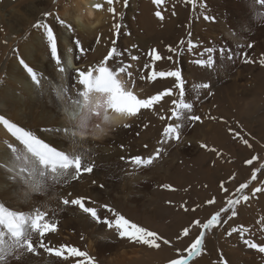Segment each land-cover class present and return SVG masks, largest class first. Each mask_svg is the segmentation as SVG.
I'll return each mask as SVG.
<instances>
[{
    "label": "rangeland",
    "instance_id": "rangeland-1",
    "mask_svg": "<svg viewBox=\"0 0 264 264\" xmlns=\"http://www.w3.org/2000/svg\"><path fill=\"white\" fill-rule=\"evenodd\" d=\"M71 1L74 5L75 0ZM183 1L181 15L185 32L176 42L172 40L167 43L166 38L173 32L172 28L166 24V21H169L167 18L163 21L156 18L152 27L149 28V35L140 31L136 26L132 28L133 31L128 29L130 30L128 31L129 38L131 36L130 41L132 42L135 38V43L129 45L133 48L131 52L134 51L133 55L139 57V61H133L137 66H133L132 71L137 76L142 74L137 70L141 69L144 64L151 63L147 53L154 48V42L157 43L161 50H156L165 59L156 62V70L169 71L177 66L182 68V74L186 80V99L193 103V113L200 115L203 122H195L191 126L186 125L182 130V141L178 145L172 141L162 146L159 141L163 139V129L168 123H176L175 120L159 118L161 115H171V100L175 96L166 97L161 105L156 106L155 111L142 113L141 122L131 134L130 145L134 149L135 156L140 155L147 158L153 155L157 148H165L160 158L153 162L154 178L142 182L139 186V196L136 199L127 201L124 197L117 200L104 194L97 196L99 192L118 188L119 181L115 180V177L121 169L126 172L123 163L109 168L107 172L109 179L94 185L97 192L91 196L88 195L86 198L80 196L79 185L70 182L62 186L59 195L60 200L62 198H84L85 206L97 208L101 219H114L111 213L101 207V205H107L131 222L169 239L172 244L171 246L162 244L159 249H153L146 245L129 242L126 238H121L114 228L109 229L105 224L96 223L95 228L92 227L91 217L88 215L83 217L80 210L72 206L70 209L72 223L70 224L74 225V228L65 230L66 236L63 238L49 234L46 241H50L54 246L77 247L87 252L93 258L94 264H114L112 258L118 251L130 249L138 251L140 255L127 264H169L170 260L177 258V250L183 252L199 235L200 228L194 225L195 220L198 219L204 223L217 211L225 208L226 199L241 183H249V188L245 190L249 195L255 187L264 184V167H262L264 165V66L260 64V60L264 59V5H261L259 0H196V7L193 8L191 4ZM213 1L218 5L217 9L220 8L217 11L220 15H216L214 20L203 23L204 30L200 29L199 33L204 35V39L197 49L185 55L187 56L185 60L182 56L184 50L187 51L186 42L195 26L196 12L201 8L203 9L201 15L208 16ZM63 2L64 0H53L52 3L51 0H0V15H10V18L7 16L0 20V116L32 131L38 137H43L42 134L45 132L41 130L45 129L49 121L56 120L53 108H43L42 100L38 96L41 85L48 86L51 82L54 83L55 79L53 77L41 79L40 86H37L29 78L30 76L20 61L23 60L33 68L37 60L42 58L49 63L52 69L58 71L50 59L44 30L37 29L34 25L44 22L53 28L57 37L58 50L63 59L62 51L66 49L63 31L66 27L59 24L56 17L58 16L66 25H71L67 22V18L61 15ZM166 4L160 9L156 8V11L160 10L163 14ZM171 7L179 11L177 5H171ZM124 8H126L124 17L127 15L129 17L131 14L127 10L128 3ZM45 13H50V15L45 16ZM176 15L177 13L174 16ZM86 16L85 14L84 19ZM110 17H113V14L109 11L101 16V21H103L98 26L101 24L102 30L98 39L106 33L105 26L111 22ZM220 18L224 20V23H218ZM94 20L93 16L91 22L89 21L90 24ZM84 21L88 22L86 19ZM216 21L220 26L215 25ZM230 22H234L233 28L230 27ZM224 26H228L226 32L223 30ZM214 33L219 35L216 36ZM230 36L235 39L226 40ZM124 38L127 39L126 36ZM181 40L185 41L183 46L179 44ZM161 43H166V45L163 46ZM248 45L252 46L248 47ZM169 46L177 49V52L182 51V54L170 53ZM206 47L217 49L224 47L231 49L237 55L233 61L218 57V66L215 70L202 69L191 61L200 58L198 53ZM95 50L96 48L93 51ZM129 50L131 49H126L127 52ZM241 53H246L248 59L254 62L244 63ZM169 55L173 56L175 64L167 60ZM181 60L184 64L180 63ZM125 61L132 62L129 58ZM84 62L99 64L102 59L93 58L92 53H85ZM201 82L210 83L211 89L202 91L194 89L193 85ZM136 87L142 91L143 98H147L162 90L172 88L173 80L169 78L148 82L137 79ZM197 95L199 99L196 98ZM47 98L57 102L61 108L66 107L65 101L63 99L57 101L55 95H49ZM20 111L26 113L27 118L24 122L18 119ZM2 134L18 143L0 124V135ZM237 134L247 139L252 147L249 148L243 140L238 139ZM201 144L207 147L202 148ZM209 149H215V151H209ZM253 157H257L253 160V164H247L246 161ZM257 169H259L257 180L251 181V172ZM222 182L228 189L227 193L220 188ZM121 183H123L121 187L125 188L124 192L129 190L130 182ZM164 185H170L171 189L165 188ZM69 193L71 195H68ZM13 196L24 207H30V209L36 205L43 207V194L37 202L30 200L25 193H16ZM213 198H215V203L208 204L207 201ZM3 203L7 204L4 199ZM181 205H184L188 211H185ZM47 211L49 215L52 214V210ZM236 211L237 216L229 220L227 224L205 233V252L196 257L191 264H223V262L226 264H264V254L248 249L238 233H234L231 237L226 234L232 227L244 226L250 229V238L257 243L264 244V231H262L264 229V193L251 197L248 202L241 201ZM229 214L222 213V217ZM141 215L145 216L142 218ZM86 218L91 221L89 228L84 225ZM63 219V216H59L58 224ZM185 227H190L188 237L180 235ZM92 232H95L101 241L104 237H111L114 245L101 252L91 242L87 245L85 241L89 239V234ZM178 236H180L179 239H177ZM71 238L75 242H71ZM246 238L249 237L246 236ZM80 259L83 258L69 257L68 260L60 262L54 258L56 264H77ZM26 264H50V258L46 255L29 256Z\"/></svg>",
    "mask_w": 264,
    "mask_h": 264
},
{
    "label": "snow or ice",
    "instance_id": "snow-or-ice-1",
    "mask_svg": "<svg viewBox=\"0 0 264 264\" xmlns=\"http://www.w3.org/2000/svg\"><path fill=\"white\" fill-rule=\"evenodd\" d=\"M105 2L109 5L107 11L113 14L115 20L116 9L113 5L116 0H105ZM185 2L191 4L193 8L196 7V0H185ZM152 3L157 9H160L166 4V0H152ZM259 3L264 5V0H259ZM124 6L127 7V0H124ZM94 7L102 9L103 5L96 4ZM44 15L48 16L50 13H45ZM173 15H175L174 12ZM155 16L160 21L165 19L160 10L155 11ZM56 19L59 24L65 26L69 31H73L71 25H66L58 16ZM203 19L214 20V17L206 15ZM34 27L44 30L50 59L54 62L59 73H65L66 68L63 64L62 54L58 50L57 37L53 28L44 22H39ZM112 27L115 35L118 37L122 24L114 23ZM98 42L99 39L97 40ZM116 43L117 41L114 39L112 41L113 46L98 65L89 67L86 70L77 68L72 73L73 81L71 87L79 86L75 99L72 98L68 88L61 86L54 91L57 101L63 97L70 105L79 110L78 112H73L72 118L76 119L79 117V126L83 128L92 116L102 118L105 123L110 122V113L125 119L137 118L143 111H155L156 106L161 105L166 97L171 98L175 96L171 100V115H161L159 118L161 120H175L176 123H168L166 125L162 132L163 139L159 143L163 146L174 141L178 145L182 141V130L186 125L191 126L195 122H203L200 115L193 113V103L188 102L186 99V80L182 74V68L177 66L174 70L169 71L156 70V62L165 59V57L158 50L152 49L147 53L151 63H146L141 69L137 70L138 73L142 74L138 76L134 75L132 71L133 65L120 60L122 53L116 47ZM179 44L183 46L185 41L181 40ZM251 46L248 45V47ZM73 47L79 50L77 58L85 51L78 39L74 41ZM198 47V44L189 40L186 50L193 52ZM168 51L170 53L175 52L177 55L182 54V51L177 52V49L171 46L168 47ZM198 55L200 58L193 59L191 63L202 69L215 70L218 66V57H225L226 60L233 61L237 54L231 49L224 47L218 49L206 47ZM240 55L244 57V63L254 62L248 59L246 53H241ZM130 60L137 61L139 57L130 55ZM167 60L174 64L176 63L172 55H169ZM20 63L27 71L32 82L40 86L41 78L38 73L23 60ZM260 64L264 66V59L260 60ZM169 78L173 80L172 88H167L147 98H141L135 94L137 79L140 81L156 82L158 79ZM193 87L198 91H202L210 90L212 85L208 82H201L194 84ZM196 98L199 99V95ZM209 118L213 119L212 117ZM0 124L7 129L19 145V147L11 144L8 145L11 159L6 166H0L8 173L10 182L19 185L16 189L17 192L23 191L27 195L30 189L33 194H41L49 187L63 186L69 181L80 179L86 173L91 174L95 168L93 162L94 156L87 150L81 149L77 152H69L64 149L58 150L57 147L52 146L32 131L10 122L3 116H0ZM124 127L129 128L131 125L125 124ZM41 131L61 137L66 134V129L61 128H45ZM72 135L75 136L76 133L73 132ZM237 138L243 140V143L249 148L252 147L249 141L243 139L239 134H237ZM121 147L123 148V145ZM201 147L207 146L201 144ZM164 151L165 148L160 147L155 150L153 155L147 158L137 155L130 159H126L125 157H121L120 159L129 167L139 169L151 166L155 160L160 158ZM209 151H215V149H209ZM255 159L257 157L248 159L246 163L251 165ZM258 171L259 169L251 172V181L257 180ZM164 187L171 189L170 185H164ZM220 188L223 192H228L223 182L220 184ZM248 188V182L241 183L235 192L231 193L230 197L226 199L227 206L225 208L217 211L204 223H201L198 219L195 220L194 225L200 228L199 235L183 252L177 250V258L170 260L169 264H191L196 257L201 256L205 252V233L207 231L227 224L229 220L236 217V207L241 204V201L248 202L251 197H257L258 194L264 193V184L255 187L250 195L245 192ZM68 195L71 194L69 193ZM60 203L64 206H74L90 216L94 222L105 224L109 229L114 228L121 238H126L129 242L146 245L153 249H159L162 244L168 246L172 244L169 239L164 238L155 231H150L131 222L107 205H101V207L111 213L114 219H101L97 208L85 206L84 198L71 200L62 198ZM207 203L214 204L215 198L208 200ZM181 207H184V205H181ZM184 210L188 211L186 207H184ZM192 210L195 211V209ZM222 213L230 214L222 217ZM56 215V212L49 215L48 211L38 205L30 210L16 211L10 210L3 202H0V264H24V261L29 256L40 257L41 255L55 258L60 262L68 260L69 257L83 258L78 260L77 264H94L93 258L87 252L81 251L77 247L68 245L54 246L50 241H46L49 234H54L58 231V221L53 219ZM234 233L239 234L240 239L248 249L255 250L259 254H264V244L257 243L250 238L251 232L249 228L244 226L232 227L226 234L231 237ZM189 234L190 227H185L180 235L188 237ZM246 236L249 238H246ZM179 238L180 236L177 237V239ZM223 264H226V262H223Z\"/></svg>",
    "mask_w": 264,
    "mask_h": 264
},
{
    "label": "bare ground",
    "instance_id": "bare-ground-1",
    "mask_svg": "<svg viewBox=\"0 0 264 264\" xmlns=\"http://www.w3.org/2000/svg\"><path fill=\"white\" fill-rule=\"evenodd\" d=\"M70 1L71 0H64L63 5L61 4L62 9L60 10L61 12H63L62 14H60L62 16H65L67 18V22H70V24L73 25V27L71 26L73 31H69L67 28H65L63 31V41L66 43V49H64V52L62 51V53L64 62L63 64L66 68V72L63 74L59 73L58 71H55L51 68L49 63L46 60H43L42 58L37 60V63L33 65V69L40 75V78L42 80L48 77H53L55 79V82H51V84L48 86L42 84L38 94L39 99L42 100L43 103L42 107L45 109L52 107L55 111L56 120L49 121L45 128L66 129V134L61 137L55 134L44 133L42 134L43 137L40 138L44 139L52 146L57 147L58 150L64 149L69 152H77L81 149H84L89 151L94 156L93 162L95 164V168L93 172L91 174H84L78 180L69 181L70 183L79 185L80 196L84 198H86L88 195L91 196L92 194L97 192V188L94 185H97L100 182L109 179L107 175L109 168L117 167L121 163H123L126 172H123V170L121 169L120 172H117V176L115 177V180L119 181L117 186L118 188H113L105 192H99L97 193V196L104 194L113 199L119 200L120 197H124L127 201H132L139 196V186L142 185V182L150 181L154 178L153 164L148 167H141L139 169H135L134 167H129L125 164L123 160L120 159L121 157H125L126 159L135 157L134 149L132 145H130L131 134L133 131L136 130L139 122H141L140 119L142 114L137 118L125 119L116 114L110 113L109 115L111 119L109 123H105L102 118L92 116L87 121L86 126L81 128L79 126V117H77L76 119L72 118L73 112H78V109H75L74 106L70 105L69 102L63 97H61L60 99H63L66 103V107L64 108H61L59 104H57V102L55 103L47 97L49 95H54V91L58 87L62 86L68 88L72 95V98L75 99L76 91L79 86L77 85L76 87H71L73 81L72 73L75 72L77 68L84 70L85 68H88L90 66L98 65L96 63L86 64L84 62V54L92 53L93 58H100L103 61V59L113 46L112 41L114 39L117 41L116 47L122 53L120 60L124 63H127L125 59H130V55H133L134 52H131L133 48H131L129 45L135 43V38L132 42L130 41L131 36L129 38L128 31L130 30L128 29H132L134 26H136L137 28H139L140 31L142 30L143 33L149 35V28L152 27V23L155 22V19L157 18L155 16L156 7L152 3V0H127V10L130 12L131 15L129 17L128 15L124 17V12L126 11V8H124V0H116L113 5L116 9L115 20L113 17H110L111 22L107 23V25L105 26V29L107 28L106 33L102 35V38H100L99 42L97 43V37L99 36L102 30L101 24L99 26L98 24L103 21H101V16L107 11V3H105V0H75L73 5V3H71L72 1ZM166 1L167 4L164 7L165 12H163V14L165 18L169 19V21H166L167 26L171 27L173 30V34L170 32L171 35L166 39L167 43L171 42L172 40H175L176 42V40L181 39L185 32V28L182 26V24L184 25V21L181 15V4L184 1ZM52 2L53 0H51V3ZM96 4H102L103 8L96 9L94 7ZM171 5H177L179 11H175V9L171 7ZM211 7L212 8L208 16L215 18L216 15H220V13L217 12L220 8L217 9L218 5L215 1L211 3ZM173 12L177 13V15L174 16ZM201 13L203 14V9L199 8L196 12L197 18L195 19V21L193 20L195 26L192 28L186 44H188V41L191 40L193 43H196L200 46V43L204 39V35H201L199 33V30H204L203 23H206L208 20L203 19L204 16H202ZM85 14L87 15L85 19L88 22L84 21ZM7 16L8 18H10V15L8 14L0 15V20L5 19ZM93 16L95 20L90 24V20ZM118 22L122 23V30L118 39H116L117 36L115 35L112 26L114 23ZM218 23H224V20L220 18ZM218 23L214 24L216 26H220ZM229 24L230 27L233 28L234 22H230ZM236 25L238 24L236 23ZM227 27L228 26L223 28L225 32ZM217 35L219 34H216V36ZM228 35L229 33L227 34V36ZM124 36L127 37L126 40ZM76 39L81 42V46L85 49L84 53L80 55L79 58H77L79 50L73 47L74 41ZM142 39L144 40L143 37ZM229 39L234 40L235 38L233 36H230L226 40ZM161 45L164 46L166 45V43H161ZM95 48L96 50L93 51ZM127 48L131 50L127 52ZM152 49L161 50V48L155 42L154 48ZM188 53V51L184 50L182 57H185V60L187 58V56L185 55ZM180 63L184 64L182 60L180 61ZM131 64L134 67L137 66L136 64L134 65L133 61L131 62ZM135 94L143 98L142 91L139 90L137 87L135 88ZM142 113H144V111ZM26 118V113L24 111H20L18 114V119L24 122ZM125 124H130L131 127L125 128ZM97 125H99V127H97ZM73 132L76 133L75 136L72 135ZM9 144L19 147L18 143H16L12 138H9L7 137V135L4 134L0 135V166H6L11 159V153L8 148ZM121 145H123V148L121 147ZM121 182H130L131 186L129 190H126V192H124L125 188L121 187L123 185V183ZM18 187V184L10 182V180L8 179V173L3 170V167H0V202H3L4 199L7 204H3L7 206L10 210H29L30 207H24L21 202L13 196L16 193H24L23 191L17 192L16 189ZM61 190L62 186H52L45 189V191L41 193L44 196L42 209L46 211L48 209L52 210V213L56 212V220H58L59 216H63L64 218L63 221L58 224V231L54 233L57 238L65 237L66 233L64 231L69 230L71 227L74 228V225L70 224L72 223V220L70 219V209L72 208V206H64L60 203L59 195ZM41 194H33L30 189L27 192L29 199L33 200L34 202H37L41 199ZM68 199L71 200V198ZM100 200L102 201V198H100ZM80 213L83 215V217L87 215L82 211H80ZM144 216L145 215H141L142 218ZM85 222V227L89 228L91 226L90 219L86 218ZM95 226L96 222L93 221L92 227L95 228ZM81 228L83 227L81 226ZM71 242H75L74 239L71 238ZM90 242L98 249L99 252H101L102 250H106L107 248L112 247L114 245V241L111 237H104V239H102L101 241L98 236L95 235V232L89 234V239L85 241L87 245H90ZM139 255L140 253H138V251L132 249L128 251H118L112 258V262H114V264H127V262L133 261V259L138 258ZM26 263L27 260L24 261V264ZM50 264H56L54 258H50Z\"/></svg>",
    "mask_w": 264,
    "mask_h": 264
}]
</instances>
